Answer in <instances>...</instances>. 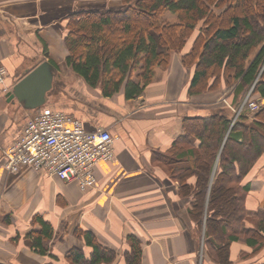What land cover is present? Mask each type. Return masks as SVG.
<instances>
[{
  "label": "crops",
  "instance_id": "1",
  "mask_svg": "<svg viewBox=\"0 0 264 264\" xmlns=\"http://www.w3.org/2000/svg\"><path fill=\"white\" fill-rule=\"evenodd\" d=\"M119 6L120 0H0V65L7 70L10 89L48 60L54 78L44 106L70 113L86 129L107 127L115 137L114 158L97 163V186L92 188L83 190L74 181L30 165L9 172L3 151L41 107L26 108L17 98L0 95V263L69 264L73 246L90 256L91 247L75 234L82 227L117 251V264H127L126 237L131 234L140 240L141 264H263L264 249L253 252L244 238L231 241L228 262L215 259L204 244V230L189 216L191 198L180 195V184L161 157L178 160L185 147L199 144L194 138L187 146L179 142L186 117L231 104L232 92H224V83L214 90L189 92L193 69L182 55L194 36L182 51H172L168 67L157 68L143 94L133 98H126L122 89L103 95L67 64L69 14ZM252 98L264 104L260 94ZM195 181L194 175L188 180ZM246 181L251 185L246 208L252 214L264 209V153ZM36 215L54 227L46 253L32 246L30 232L40 228L33 220Z\"/></svg>",
  "mask_w": 264,
  "mask_h": 264
},
{
  "label": "trees",
  "instance_id": "2",
  "mask_svg": "<svg viewBox=\"0 0 264 264\" xmlns=\"http://www.w3.org/2000/svg\"><path fill=\"white\" fill-rule=\"evenodd\" d=\"M119 7L76 11L68 16L67 64L105 96L124 91L126 98L143 94L157 68L166 69L172 51H182L194 36L183 63L193 69L189 92L202 93L225 84L231 104L183 121L188 139L181 157L165 158L182 197L191 198L189 216L204 230V244L215 259L228 262L230 243L244 238L257 253L264 249V209L250 214L247 175L264 153V104L251 110L246 96L264 97V0H120ZM170 14L176 15L172 20ZM45 54H48L45 50ZM241 108L239 113L237 111ZM187 154V155H186ZM186 155V156H185ZM196 177L195 184L188 182ZM32 246L46 253L54 227L34 217ZM75 234L91 247L90 256L73 246L69 264H117V251L90 229ZM127 264H141L142 248L126 237ZM1 264V263H0ZM264 264V263H263Z\"/></svg>",
  "mask_w": 264,
  "mask_h": 264
},
{
  "label": "built area",
  "instance_id": "3",
  "mask_svg": "<svg viewBox=\"0 0 264 264\" xmlns=\"http://www.w3.org/2000/svg\"><path fill=\"white\" fill-rule=\"evenodd\" d=\"M6 77L7 70L0 65V95L10 90ZM248 104L251 110L259 107L255 101ZM114 138L107 127L89 130L70 113L43 106L26 120L19 137L4 149V163L9 172L30 165L74 181L85 190L97 186V163L114 158Z\"/></svg>",
  "mask_w": 264,
  "mask_h": 264
},
{
  "label": "water",
  "instance_id": "4",
  "mask_svg": "<svg viewBox=\"0 0 264 264\" xmlns=\"http://www.w3.org/2000/svg\"><path fill=\"white\" fill-rule=\"evenodd\" d=\"M53 78L54 66L50 61L44 60L21 78L7 96L9 100L17 98L26 108H39L47 102Z\"/></svg>",
  "mask_w": 264,
  "mask_h": 264
},
{
  "label": "rangeland",
  "instance_id": "5",
  "mask_svg": "<svg viewBox=\"0 0 264 264\" xmlns=\"http://www.w3.org/2000/svg\"><path fill=\"white\" fill-rule=\"evenodd\" d=\"M170 17H171L172 20H174V21L176 20V15L170 14ZM246 97L248 98V100H254V101H256L259 104V102L257 101V99H253L252 98V95L251 94H248Z\"/></svg>",
  "mask_w": 264,
  "mask_h": 264
}]
</instances>
